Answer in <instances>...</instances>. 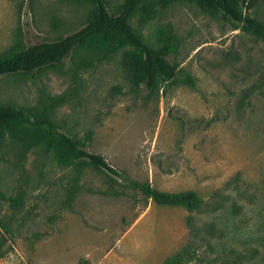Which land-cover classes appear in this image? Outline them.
<instances>
[{"label": "rangeland", "instance_id": "1", "mask_svg": "<svg viewBox=\"0 0 264 264\" xmlns=\"http://www.w3.org/2000/svg\"><path fill=\"white\" fill-rule=\"evenodd\" d=\"M115 13L123 0H105ZM89 0H0V55L80 29ZM245 12L264 23V0ZM171 24L184 82L133 86L120 50L79 49L60 64L0 75V104L46 111L120 176L63 165L43 145L0 139V264H264V41L196 4L176 1L132 25L157 44ZM55 102V104H54ZM51 107V108H50ZM48 108H50L48 110ZM129 180L193 191L190 211Z\"/></svg>", "mask_w": 264, "mask_h": 264}, {"label": "trees", "instance_id": "2", "mask_svg": "<svg viewBox=\"0 0 264 264\" xmlns=\"http://www.w3.org/2000/svg\"><path fill=\"white\" fill-rule=\"evenodd\" d=\"M89 1L92 9L80 29L54 41L18 47L1 54L0 75L32 73L60 64L79 49L96 53L98 61L106 60L122 50V64L133 86L143 85L149 92L156 93L165 83L180 80L194 87L191 76H178L180 68L175 56L179 40L171 24L160 26L156 30L157 44L148 41L132 25L134 18H137L139 26L146 25L155 18L160 9L180 0H123L115 13L109 11L105 0ZM182 1L194 3L201 10L213 15L221 13L237 27L264 41V23L245 12L250 0ZM6 135L25 148L43 145L53 150L54 158L59 164H89L97 170L120 176L102 155L88 151L81 139L62 132L44 110L0 104V139ZM128 183L161 205L183 206L193 211L202 204L200 197L193 191L166 192L154 189L148 182L129 180ZM2 201H8L12 208H17L22 203L20 196H5L0 191V205ZM0 224L6 228L1 219ZM179 257L180 255L175 256L166 264H179Z\"/></svg>", "mask_w": 264, "mask_h": 264}]
</instances>
